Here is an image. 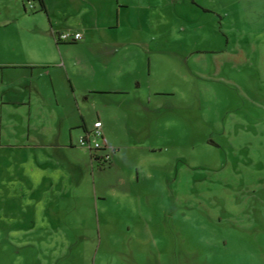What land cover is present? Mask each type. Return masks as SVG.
<instances>
[{"label":"rangeland","instance_id":"1","mask_svg":"<svg viewBox=\"0 0 264 264\" xmlns=\"http://www.w3.org/2000/svg\"><path fill=\"white\" fill-rule=\"evenodd\" d=\"M35 3L29 11L41 15ZM72 4L67 23L96 27L78 44L125 47L106 62L89 56L92 84L123 71L129 83L173 87L177 96H157L175 108L157 114L171 129L157 131L167 141H122L147 126L128 102L118 112L123 147L105 149L114 164L99 169L77 143L6 141L0 114V264H264V0ZM17 27L0 15V43Z\"/></svg>","mask_w":264,"mask_h":264},{"label":"crops","instance_id":"2","mask_svg":"<svg viewBox=\"0 0 264 264\" xmlns=\"http://www.w3.org/2000/svg\"><path fill=\"white\" fill-rule=\"evenodd\" d=\"M44 2L46 11L39 10L37 5L36 11L43 12L41 15H31L24 0H13L10 8L7 5L9 0H6L0 9V15L12 18L18 24L13 31V40L0 43V114L9 115V130L12 132L6 141H46L42 145L59 149L72 148L76 143L79 145L80 137L93 128L96 120H100L103 148H110L114 156H117L123 145L117 138L118 127L123 123L118 112L130 101L136 112L145 117L147 126L146 129L135 126L131 133L133 137L122 141H167L165 135V138H158L157 131L160 126L171 129L172 124L164 120V114L159 115L162 121H157V114L159 111L161 114L162 109L167 113L175 108L166 103L169 101H161L157 96L174 97L177 96L176 90L170 86H151L146 80L143 83L140 76L129 83L123 71L120 75L118 71L115 73L114 83L104 78L100 86H94L91 70L87 69L93 60L89 56H98L99 60L106 62L110 55H114V51L125 50L124 44L105 41L92 44H78L79 41L57 43L55 36L59 32L79 31L84 40L87 31L96 27L93 23L87 26L88 20L78 16H74L73 25L65 21L68 14L73 15L70 13L73 8H69V5H74V0ZM66 6L68 12L64 10ZM119 7L128 8L126 5ZM58 12L62 14L61 17L53 19V14ZM20 20L23 21L19 23ZM29 21H32V26L26 25ZM8 24L10 26L7 29H2L4 32L12 29L13 23L4 25ZM87 51L91 52L87 54ZM145 66L142 71L146 73L144 77L149 78L150 58ZM75 67H79V72ZM139 67L133 64V73ZM93 96L100 98V101L93 102ZM114 105L117 111H113ZM89 109L94 112V119L88 116ZM241 122L232 116L231 124L239 125ZM90 161L94 168L91 158Z\"/></svg>","mask_w":264,"mask_h":264},{"label":"built area","instance_id":"3","mask_svg":"<svg viewBox=\"0 0 264 264\" xmlns=\"http://www.w3.org/2000/svg\"><path fill=\"white\" fill-rule=\"evenodd\" d=\"M29 8L33 9V1L28 0ZM83 35L79 31H63L59 32L55 36V40L61 43H70V42H78L81 41ZM102 122L100 120H96L93 124V128L87 132L86 135H83L79 139V145L82 147H86L93 150H100L103 148V144L101 142L102 139ZM105 158L109 160L110 156L105 155Z\"/></svg>","mask_w":264,"mask_h":264},{"label":"trees","instance_id":"4","mask_svg":"<svg viewBox=\"0 0 264 264\" xmlns=\"http://www.w3.org/2000/svg\"><path fill=\"white\" fill-rule=\"evenodd\" d=\"M26 1H28V0H26ZM32 1L36 2L38 4L39 10L46 11L44 0H32ZM57 43H61V42H57ZM87 150L89 151V155H90L92 162L95 165H97L99 168L103 169L106 165L107 166L112 165V161L110 160L111 157L109 158V160H107L105 158L106 154L100 152V150L105 151V147L101 148L100 150H93V149H89V148H87Z\"/></svg>","mask_w":264,"mask_h":264}]
</instances>
